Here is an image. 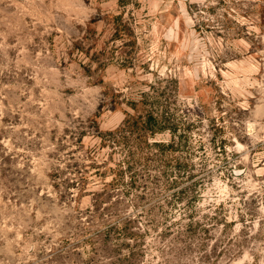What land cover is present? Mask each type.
Instances as JSON below:
<instances>
[{
  "label": "rangeland",
  "instance_id": "374dc122",
  "mask_svg": "<svg viewBox=\"0 0 264 264\" xmlns=\"http://www.w3.org/2000/svg\"><path fill=\"white\" fill-rule=\"evenodd\" d=\"M146 109L182 213L102 192ZM0 264H264V0H0Z\"/></svg>",
  "mask_w": 264,
  "mask_h": 264
},
{
  "label": "trees",
  "instance_id": "16d2710c",
  "mask_svg": "<svg viewBox=\"0 0 264 264\" xmlns=\"http://www.w3.org/2000/svg\"><path fill=\"white\" fill-rule=\"evenodd\" d=\"M134 111L135 114H128L114 129L104 132L96 129L98 146L109 148L111 156L115 153L120 157L115 158L114 166L109 168L110 179L102 182V192L121 188L123 195L131 193L141 202L138 204L139 218L149 216L153 206L161 208L162 204L169 213L174 207L182 213V172L186 169V165H182V139L180 136L176 141L173 137L168 140L154 138L166 129L164 125L150 109ZM97 116L89 120L91 124H95ZM87 152L94 154L95 149H87ZM54 185L57 187L56 183ZM131 222L132 219L122 215L119 221L109 222L107 228L122 238H132L136 233L128 230Z\"/></svg>",
  "mask_w": 264,
  "mask_h": 264
}]
</instances>
